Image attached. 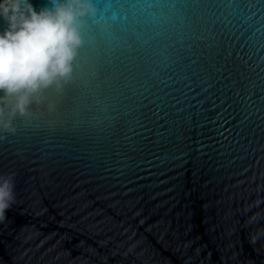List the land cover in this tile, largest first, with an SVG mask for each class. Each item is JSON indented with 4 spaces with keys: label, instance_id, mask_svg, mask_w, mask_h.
I'll return each mask as SVG.
<instances>
[{
    "label": "water",
    "instance_id": "1",
    "mask_svg": "<svg viewBox=\"0 0 264 264\" xmlns=\"http://www.w3.org/2000/svg\"><path fill=\"white\" fill-rule=\"evenodd\" d=\"M93 2L70 79L0 130V264H264V0Z\"/></svg>",
    "mask_w": 264,
    "mask_h": 264
},
{
    "label": "clouds",
    "instance_id": "2",
    "mask_svg": "<svg viewBox=\"0 0 264 264\" xmlns=\"http://www.w3.org/2000/svg\"><path fill=\"white\" fill-rule=\"evenodd\" d=\"M97 11L93 0H48L11 17L0 32V130L15 131L17 115L27 116L45 89L70 79L82 30ZM14 187L11 174H0V218L15 198Z\"/></svg>",
    "mask_w": 264,
    "mask_h": 264
},
{
    "label": "trees",
    "instance_id": "3",
    "mask_svg": "<svg viewBox=\"0 0 264 264\" xmlns=\"http://www.w3.org/2000/svg\"><path fill=\"white\" fill-rule=\"evenodd\" d=\"M4 1H6V0H0V4H1L2 2H4Z\"/></svg>",
    "mask_w": 264,
    "mask_h": 264
},
{
    "label": "built area",
    "instance_id": "4",
    "mask_svg": "<svg viewBox=\"0 0 264 264\" xmlns=\"http://www.w3.org/2000/svg\"><path fill=\"white\" fill-rule=\"evenodd\" d=\"M6 1H7V0H6ZM6 1H4V2H2V3H5ZM2 3H1V4H2Z\"/></svg>",
    "mask_w": 264,
    "mask_h": 264
},
{
    "label": "bare ground",
    "instance_id": "5",
    "mask_svg": "<svg viewBox=\"0 0 264 264\" xmlns=\"http://www.w3.org/2000/svg\"><path fill=\"white\" fill-rule=\"evenodd\" d=\"M1 5V4H0Z\"/></svg>",
    "mask_w": 264,
    "mask_h": 264
}]
</instances>
